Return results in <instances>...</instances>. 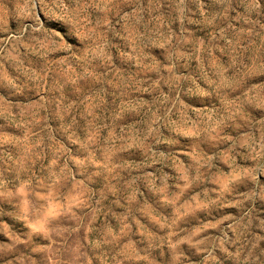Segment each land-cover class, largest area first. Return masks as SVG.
<instances>
[{
    "label": "clouds",
    "instance_id": "9594fccd",
    "mask_svg": "<svg viewBox=\"0 0 264 264\" xmlns=\"http://www.w3.org/2000/svg\"><path fill=\"white\" fill-rule=\"evenodd\" d=\"M0 264H264V0H0Z\"/></svg>",
    "mask_w": 264,
    "mask_h": 264
}]
</instances>
